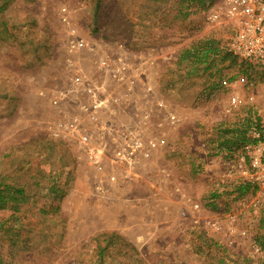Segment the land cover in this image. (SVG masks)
<instances>
[{"label": "rangeland", "instance_id": "1", "mask_svg": "<svg viewBox=\"0 0 264 264\" xmlns=\"http://www.w3.org/2000/svg\"><path fill=\"white\" fill-rule=\"evenodd\" d=\"M208 9L0 0V188L26 199L0 209V264H264L263 212L223 177L219 146L232 128L264 136V68L204 58L205 40L224 51L231 35ZM188 49L197 57L180 60ZM104 56L126 59L129 75L101 68ZM76 74L111 97L112 112L94 109L99 126L139 133L146 162H114L112 129L88 147L59 131L88 121Z\"/></svg>", "mask_w": 264, "mask_h": 264}, {"label": "built area", "instance_id": "2", "mask_svg": "<svg viewBox=\"0 0 264 264\" xmlns=\"http://www.w3.org/2000/svg\"><path fill=\"white\" fill-rule=\"evenodd\" d=\"M206 19L211 24L225 25L231 30L227 49L233 56L264 68V0H218L207 10ZM97 64L105 71L124 75L125 78L131 69L130 63L121 57L111 60L104 56L97 60ZM74 82L86 98L80 102V110L86 114L88 121L80 124L74 118L75 121L70 123L59 122V131L78 132L77 143L88 147L92 137L103 138V132L112 129L114 137L111 139L110 154L114 162L127 167L146 162L151 150L139 133L124 125L99 126L94 109L112 112L111 97L106 94L102 84L91 82L80 74L75 75ZM223 84L229 86L231 82L223 81ZM125 86L127 90L132 87L130 83ZM233 99L236 97L233 96ZM54 136L60 137L59 132L55 131ZM246 136L248 141L234 150L229 158L223 159L222 175L228 181L250 184L253 188L251 205L264 215V136L255 126L247 130ZM230 219L234 217L230 216ZM245 234V231H240V236Z\"/></svg>", "mask_w": 264, "mask_h": 264}, {"label": "trees", "instance_id": "3", "mask_svg": "<svg viewBox=\"0 0 264 264\" xmlns=\"http://www.w3.org/2000/svg\"><path fill=\"white\" fill-rule=\"evenodd\" d=\"M183 2H188L189 4H196L199 9H208L210 8L215 0H181ZM196 52L194 49H188L185 50V52L180 57V60L188 59L190 56L197 57ZM203 56L204 58H208L212 56L213 58L217 55L221 54V59H227L232 57L235 59L236 57L233 56L227 49L223 51L218 49V43L213 39H207L204 41L203 44ZM250 128L244 127V128H232L229 129V133H231V136H225L222 138L221 142L219 143L220 148H225L226 150L230 151L228 154L224 155L223 159L229 158L234 150H236L240 145L248 141V138L246 136L247 130ZM227 130H225L226 133H228ZM233 137V138H232ZM233 183L234 190L237 192L238 196L244 195L246 193H252L251 191L253 188L248 183H239L235 181H229ZM13 193H20L22 194L21 188H11L10 186L3 185V188H0V209L5 208L7 205L14 203V201L18 202H24L26 201L25 198H18L16 197V194Z\"/></svg>", "mask_w": 264, "mask_h": 264}]
</instances>
